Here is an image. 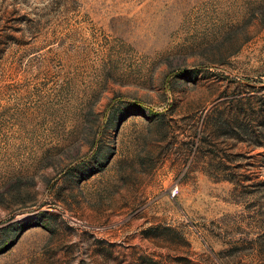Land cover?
Returning a JSON list of instances; mask_svg holds the SVG:
<instances>
[{
    "label": "rangeland",
    "instance_id": "1",
    "mask_svg": "<svg viewBox=\"0 0 264 264\" xmlns=\"http://www.w3.org/2000/svg\"><path fill=\"white\" fill-rule=\"evenodd\" d=\"M0 264H264V0H0Z\"/></svg>",
    "mask_w": 264,
    "mask_h": 264
}]
</instances>
